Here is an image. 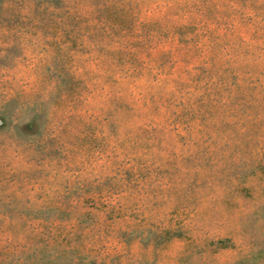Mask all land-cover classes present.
Listing matches in <instances>:
<instances>
[{"label": "rangeland", "instance_id": "1", "mask_svg": "<svg viewBox=\"0 0 264 264\" xmlns=\"http://www.w3.org/2000/svg\"><path fill=\"white\" fill-rule=\"evenodd\" d=\"M0 264H264V0H0Z\"/></svg>", "mask_w": 264, "mask_h": 264}]
</instances>
